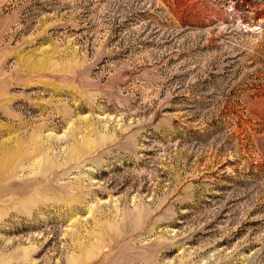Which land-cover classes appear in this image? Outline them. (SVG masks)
<instances>
[{"label": "rangeland", "instance_id": "rangeland-1", "mask_svg": "<svg viewBox=\"0 0 264 264\" xmlns=\"http://www.w3.org/2000/svg\"><path fill=\"white\" fill-rule=\"evenodd\" d=\"M0 264H264V0H0Z\"/></svg>", "mask_w": 264, "mask_h": 264}]
</instances>
